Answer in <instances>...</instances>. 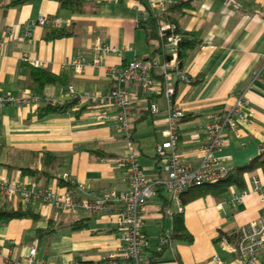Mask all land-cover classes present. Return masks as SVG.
<instances>
[{"label": "crops", "instance_id": "obj_1", "mask_svg": "<svg viewBox=\"0 0 264 264\" xmlns=\"http://www.w3.org/2000/svg\"><path fill=\"white\" fill-rule=\"evenodd\" d=\"M16 1L0 0V39L7 36L5 31L11 33L0 46V88L14 94L31 90L29 73L21 67L26 62L58 76L57 82L45 85L43 97L66 106L62 112L45 113L40 110L43 103L0 105V178L34 182L79 197L93 198L111 190L121 193L128 189V180L120 160L129 148L148 178L164 177L155 146L165 139L166 84L174 87L172 109L182 112L177 121V148L183 162L199 163L204 153V125L242 93L249 101L247 119L235 131L226 132V144L211 155L230 170L247 164L264 147V0H232L233 5L225 0H82L76 9L57 0L13 4ZM160 1L165 10L159 9ZM41 14L57 16L59 27L70 28L72 34L45 39L49 28L34 23ZM155 15L167 16L195 35L198 45L183 67L186 81L175 73L164 77L162 65L171 58L170 46L148 39L140 23ZM96 37L117 50L106 55L99 67L76 70L71 60L90 58ZM135 59L156 65L149 70L152 91L127 84L133 105L128 141L113 119L101 117L115 110L99 97L110 89L107 67ZM69 85L78 96H89L77 101L78 108L66 104ZM152 103L157 111L151 110ZM253 174L262 178L259 170L248 173L246 187L233 186L221 198L205 195L189 200L182 203V210L171 193L157 187L141 210L143 257L150 264H212L216 254L226 264H239L220 234L232 235L241 224L262 216L258 193L234 199L250 188ZM27 203L40 217L0 222V264L27 256L34 241L35 259L51 264H100L105 254L121 246L112 213H68L39 201L0 198V206L18 208ZM49 221L54 230L37 237L36 230L46 228ZM75 221L83 225L73 228ZM257 256L259 264H264V251Z\"/></svg>", "mask_w": 264, "mask_h": 264}, {"label": "built area", "instance_id": "obj_2", "mask_svg": "<svg viewBox=\"0 0 264 264\" xmlns=\"http://www.w3.org/2000/svg\"><path fill=\"white\" fill-rule=\"evenodd\" d=\"M227 5H233L232 0H225ZM160 10H165V4L160 1ZM43 27L54 28L61 25V20L55 15L41 14L34 22ZM174 26L170 23L158 24V36L163 40L168 36L170 60L162 65L164 77L175 73L179 79L188 80V77L178 68L177 41L178 36L171 34ZM7 36L0 39V46ZM163 44V43H162ZM92 56L80 57L71 60L76 70L90 65L99 67L104 64L105 56L114 53L117 49L103 42L96 37L91 46ZM156 62H143L142 60H131L120 67L108 66L111 75V85L107 93L100 95L99 99L105 105L114 109L110 116L103 114L102 118H111L117 124L123 137L130 141L133 129L132 102L127 92L128 83H136L146 91H152L153 82L150 77V68ZM168 100L167 126L163 131L164 141L157 143L155 153L162 163V170L165 173L163 178L150 179L143 172L137 161V156L132 148H129L126 155L120 160L121 165L126 169L128 189L118 193L108 191L93 198L75 196L72 192L60 193L58 191L37 186L34 182L8 181L0 178V198L7 202L14 200L42 202L46 205L61 209L68 213L85 211L93 214L112 213V221L121 240V246L116 251L105 254L100 264H150L143 257L144 233L141 210L147 200L153 196L157 187H163L171 193L172 198L178 203L179 210H182L181 193L189 187L199 186L205 183H213L222 178L228 170L224 169L220 161L214 158L212 152L221 149L227 141L226 132L235 131L246 119L249 101L244 93L235 98L234 103L224 112L212 115L204 125V146L203 156L198 164L191 165L183 162L177 148L178 133L177 121L182 112L172 109V96L174 87L166 84L163 90ZM67 95L69 100H75L74 108L79 107V100H87L89 96L83 94L78 96L72 85H69ZM33 105L40 104L55 106L59 102L43 97L26 89L19 94L3 92L0 88V105ZM152 111H157L156 104H150ZM250 188L242 190L234 196L235 200H241L247 194L253 192L261 196L263 202L262 216L241 224L237 230L235 243L226 240L227 247L236 254L239 264H259L258 252L264 251V179L253 174L249 179ZM37 243L34 241L29 248L27 256L22 258L9 259L8 264H51L45 260H36ZM212 264H226L218 255L211 257ZM73 264H84L75 262ZM92 264V263H86Z\"/></svg>", "mask_w": 264, "mask_h": 264}, {"label": "trees", "instance_id": "obj_3", "mask_svg": "<svg viewBox=\"0 0 264 264\" xmlns=\"http://www.w3.org/2000/svg\"><path fill=\"white\" fill-rule=\"evenodd\" d=\"M22 0H18L13 4H17ZM61 5L68 8L78 7L82 4V0H57ZM167 22L174 26L171 34L178 36L177 41V59H178V68L183 70L185 61L188 58L189 52L198 45V42L195 39L194 33L186 32L181 29L178 24L171 19H168L167 16L155 15L150 18V20L141 21V25L146 28L148 39H157L159 43H166L168 36L161 40L157 33V25L160 22ZM72 30L67 27H54L49 28L45 34V39L53 40L57 38H62L70 36ZM158 50V49H157ZM21 67L25 69L30 76V88L34 93L40 94L43 96V89L45 85L49 83H54L59 80L58 76L50 72L49 70L41 67H36L29 65L26 62L21 63ZM75 103V100H69L66 102L69 106H72ZM66 105H44L40 107L41 112H62ZM102 154V153H101ZM259 170L262 173V178L264 179V147L261 148L259 154L251 159L247 164L230 169L227 173L213 183H205L199 186L189 187L181 193L182 203H186L189 200L199 198L205 195H211L215 198H221L231 187L235 186L238 188H244L247 185L246 175L253 171ZM189 192V193H188ZM40 217L39 213L36 212L29 203L24 207L19 206L18 208H13L7 204L0 206V222L7 223L12 219L19 218H32L38 219ZM180 219V217H179ZM83 223L79 221L73 222V228H79ZM54 230V225L52 221L48 222L46 228H38L36 230V236L50 234ZM176 230V229H175ZM220 238H225L229 242H235L237 239V232L232 235H226L224 233L220 234ZM165 238H163V242ZM235 239V240H234ZM159 252V251H157ZM159 254V253H158Z\"/></svg>", "mask_w": 264, "mask_h": 264}, {"label": "rangeland", "instance_id": "obj_4", "mask_svg": "<svg viewBox=\"0 0 264 264\" xmlns=\"http://www.w3.org/2000/svg\"><path fill=\"white\" fill-rule=\"evenodd\" d=\"M183 72V70H181ZM184 73V72H183ZM185 74V73H184ZM186 75V74H185ZM187 76V75H186ZM163 178V177H162Z\"/></svg>", "mask_w": 264, "mask_h": 264}]
</instances>
